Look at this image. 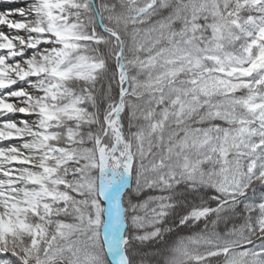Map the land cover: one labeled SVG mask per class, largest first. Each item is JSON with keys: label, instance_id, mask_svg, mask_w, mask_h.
<instances>
[{"label": "snow or ice", "instance_id": "obj_1", "mask_svg": "<svg viewBox=\"0 0 264 264\" xmlns=\"http://www.w3.org/2000/svg\"><path fill=\"white\" fill-rule=\"evenodd\" d=\"M0 264H264V0H2Z\"/></svg>", "mask_w": 264, "mask_h": 264}, {"label": "bare ground", "instance_id": "obj_2", "mask_svg": "<svg viewBox=\"0 0 264 264\" xmlns=\"http://www.w3.org/2000/svg\"><path fill=\"white\" fill-rule=\"evenodd\" d=\"M1 5L3 4V3H0Z\"/></svg>", "mask_w": 264, "mask_h": 264}, {"label": "rangeland", "instance_id": "obj_3", "mask_svg": "<svg viewBox=\"0 0 264 264\" xmlns=\"http://www.w3.org/2000/svg\"><path fill=\"white\" fill-rule=\"evenodd\" d=\"M1 3H3V2H1ZM2 9V8H1Z\"/></svg>", "mask_w": 264, "mask_h": 264}]
</instances>
